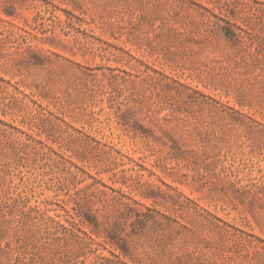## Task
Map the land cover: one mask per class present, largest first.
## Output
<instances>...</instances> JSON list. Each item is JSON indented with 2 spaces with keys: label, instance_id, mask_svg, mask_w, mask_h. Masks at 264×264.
I'll use <instances>...</instances> for the list:
<instances>
[{
  "label": "rangeland",
  "instance_id": "rangeland-1",
  "mask_svg": "<svg viewBox=\"0 0 264 264\" xmlns=\"http://www.w3.org/2000/svg\"><path fill=\"white\" fill-rule=\"evenodd\" d=\"M0 264H264V0H0Z\"/></svg>",
  "mask_w": 264,
  "mask_h": 264
}]
</instances>
